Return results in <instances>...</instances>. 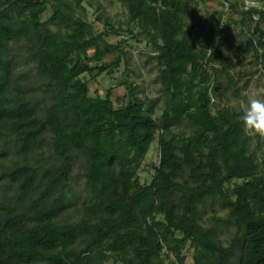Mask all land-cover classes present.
Returning <instances> with one entry per match:
<instances>
[{
    "label": "trees",
    "instance_id": "trees-1",
    "mask_svg": "<svg viewBox=\"0 0 264 264\" xmlns=\"http://www.w3.org/2000/svg\"><path fill=\"white\" fill-rule=\"evenodd\" d=\"M125 1L128 30L133 33L132 21L143 26L140 37L164 66L166 105L159 116L162 97L142 98L131 84L129 101L119 107L110 91L105 98L91 96L82 75L106 71L109 66L90 62L119 45L103 40L101 46L106 34L89 35L83 22L61 37L66 1L0 0V158L10 163L4 175L14 187L0 195V264H98L106 250L126 264H187L188 246L192 264H264L263 138L250 149L253 137L239 116L211 110L217 77L202 88L194 110L191 88L207 83L210 72L202 62L207 52L196 49L195 28L186 29L189 0ZM237 6L246 10L244 3L231 10ZM219 11L229 18L223 7ZM257 15L253 34L264 52V6ZM102 19L116 31L111 17ZM18 45L22 56L15 53ZM29 57L40 73L34 86L19 71L21 58ZM186 123L190 133L177 135L174 129ZM157 139L160 161L151 183L142 184L138 171ZM80 160L91 203L85 218L63 222ZM217 206L227 215H214L217 226H204L205 213ZM219 224L235 229L228 245L219 238ZM165 249L175 260L162 259Z\"/></svg>",
    "mask_w": 264,
    "mask_h": 264
},
{
    "label": "rangeland",
    "instance_id": "rangeland-1",
    "mask_svg": "<svg viewBox=\"0 0 264 264\" xmlns=\"http://www.w3.org/2000/svg\"><path fill=\"white\" fill-rule=\"evenodd\" d=\"M64 1L67 2L66 14L68 17L65 18L60 28L61 37L69 36L73 29L79 26L77 23L83 22L89 26V35L106 34L103 39L99 40L101 46L103 40L109 44L119 45V49L112 55L90 62L92 66H109L106 71H100L97 67V70L82 75L89 83L91 96L105 98L107 92L110 91L112 100L116 107H119L123 102L129 101L126 87L131 84L139 89L142 98L162 97L157 111V115H161L166 105L164 84L160 80L164 66L156 58L157 52L153 50L148 39L144 36L140 37L143 26L137 21H132L131 30L133 33L128 30L129 24L127 23L130 21L128 3L125 0H85L82 5H79L75 0ZM253 1L256 3L253 8L260 9L264 6V0ZM222 5L221 0H189L188 13L185 18L186 29L195 28L196 49L201 56L204 51L207 52V56L202 59V62L210 72L207 83L197 82L192 86L191 90L194 94L191 96L192 104L194 110L199 108L202 88L206 84H213V77H217V82L209 93L211 110L217 113L219 110L229 109L231 114L239 116L243 104L250 96H264V52L258 45L257 36L253 34L259 15H254L253 18L246 16L245 13L243 15L244 9L237 6L226 13L229 18L224 20L219 11ZM104 15L112 18L116 31L105 24L102 19ZM262 27L264 28V21ZM209 31L215 36L213 41L209 39ZM87 51L89 56L95 55L94 47ZM15 53L22 56L24 51L18 45L15 48ZM210 56L211 60L208 58ZM188 70L190 71L191 67H188ZM19 71L24 77L23 81L30 83V86H34L33 84L40 78V73L30 57L28 59L21 58ZM183 79L188 81V76L185 74ZM26 87L31 91L28 86ZM38 92L36 90L35 94L38 95ZM174 132L177 135L185 132L190 133V126L186 123L175 128ZM246 134L253 137L249 148H258V135ZM258 156L260 160L264 158V138L262 150ZM159 161L160 145L157 139L149 154L143 159L138 171V177L142 184L151 183L155 174L154 167L158 165ZM9 164V161L0 158V195L3 194L5 187L8 190L14 189L13 186L8 187L12 184V179L4 175ZM83 175L84 162L80 160L73 171L72 188L68 194V200L65 201L67 207L60 215V221L75 222L86 217L87 208L91 203V195ZM227 213L226 209L217 206L214 210H208L205 213L202 223L204 226H217L214 215L225 217ZM163 219L162 215L157 216L158 221ZM216 228L219 230V238L225 245H228L235 232L234 227L229 224H219ZM105 253L108 257L98 264H126L120 254L108 250ZM185 254L186 263L192 264L194 249L188 246ZM161 256L166 261L175 260L172 254L168 255L166 249Z\"/></svg>",
    "mask_w": 264,
    "mask_h": 264
},
{
    "label": "clouds",
    "instance_id": "clouds-1",
    "mask_svg": "<svg viewBox=\"0 0 264 264\" xmlns=\"http://www.w3.org/2000/svg\"><path fill=\"white\" fill-rule=\"evenodd\" d=\"M239 120L246 133L264 138V96H250L242 106Z\"/></svg>",
    "mask_w": 264,
    "mask_h": 264
},
{
    "label": "built area",
    "instance_id": "built-area-1",
    "mask_svg": "<svg viewBox=\"0 0 264 264\" xmlns=\"http://www.w3.org/2000/svg\"><path fill=\"white\" fill-rule=\"evenodd\" d=\"M223 5L221 7H223L227 12H230L232 5L234 3H244V7L245 9H250L256 6L255 1L253 0H221Z\"/></svg>",
    "mask_w": 264,
    "mask_h": 264
},
{
    "label": "water",
    "instance_id": "water-1",
    "mask_svg": "<svg viewBox=\"0 0 264 264\" xmlns=\"http://www.w3.org/2000/svg\"><path fill=\"white\" fill-rule=\"evenodd\" d=\"M247 13L257 15L258 9H249V10H247Z\"/></svg>",
    "mask_w": 264,
    "mask_h": 264
}]
</instances>
